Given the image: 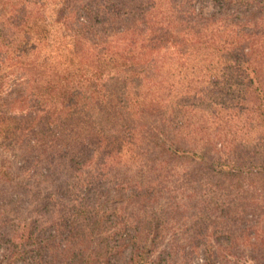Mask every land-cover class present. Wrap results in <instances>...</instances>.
<instances>
[{"label": "trees", "instance_id": "trees-1", "mask_svg": "<svg viewBox=\"0 0 264 264\" xmlns=\"http://www.w3.org/2000/svg\"><path fill=\"white\" fill-rule=\"evenodd\" d=\"M73 2L62 23L90 70L30 53L36 40L20 38L29 15L13 9L0 23V147L22 160L15 171L0 164L5 264L28 255L25 264H189L199 253L202 264H264V24L250 20L264 0ZM188 69L202 73L199 101L174 93ZM87 166L83 196L72 197L79 179L60 173ZM37 174L53 184L50 196L32 184Z\"/></svg>", "mask_w": 264, "mask_h": 264}, {"label": "rangeland", "instance_id": "rangeland-1", "mask_svg": "<svg viewBox=\"0 0 264 264\" xmlns=\"http://www.w3.org/2000/svg\"><path fill=\"white\" fill-rule=\"evenodd\" d=\"M21 1H25L26 8L24 9V12H22V9L19 8L21 5ZM69 2H73V0H71V1H69V0H4V1L0 0V23L6 21L7 18H11V19L14 18V15L16 13L11 12V11H13V9H17L18 10L17 13H19V15H25V16L29 15L30 19L28 20V23L23 24L26 33H23L20 36V38L23 39V37L30 36L32 38V41L36 40L35 42H32V44H31V50L33 47H34V50L31 51L30 53H34L35 55L38 53L41 60L43 58H46L47 65H51V67H55L57 65L60 67H68L71 70H75L77 68L78 69L86 68V69L90 70V68H92V66H91V64L88 65L89 64L88 60H84L79 55H76L74 53L73 33L68 28H66L65 25L62 23V18H63L62 17V11H63V9H61V8H62L63 3H66L65 5H63V6H66ZM6 3H10L13 6L9 4L7 6L9 8L5 11V14H3L4 12H2V7H4V5ZM16 3H20V4H18V6H15ZM198 3L200 6H202V8H204V6L200 2H198ZM74 5L75 4L73 2V6ZM204 9H205V11H211L212 10L210 5H207ZM258 17H264V10L257 9L254 18L250 19V20H252L251 23L253 24L254 22H259V23L264 24L263 20L257 19ZM11 22H13V20ZM257 30L258 29H255V31H257ZM209 57L207 59H209ZM41 60H38V64H40ZM201 75H202V73H200L198 70L195 71L193 69H188L186 71L180 72L178 74L177 78L174 79V82H175L174 85H176L177 89H179V92H176V91L174 92L175 95H178V97H180V95H182L184 91H187V92L191 93L193 95V97H195V95L197 94L198 96H197V98L196 97L195 98L197 101H199L198 99L202 98L203 94H199L197 92V89L201 88L202 86L200 87L199 82H197L196 80L197 79L201 80V78H200ZM19 76H20V73H14V75L11 76V79H13L14 77H19ZM107 79L111 82L113 81V79H110V77H104L101 82L104 83L105 81H107ZM141 82H143V81H141ZM189 85H191L190 88H189ZM146 88H147V82L146 81H144V83L141 87L137 88V91H138L140 98H142L143 91ZM109 91L110 90L105 89L104 92L99 93V94L104 99L110 95V94H108ZM168 91H169V89L167 87L166 89H162L156 93H153L152 95H158V94L163 95V93L167 94ZM193 92H195V94ZM165 98H166V96H165ZM172 99H173V97L172 98H166L165 99L166 104H168ZM193 102H194L193 98H188L187 105L191 107ZM179 103L182 106L185 105V104H183L184 103L183 101H179ZM181 109L182 108H180V107L178 108V111L181 114L192 113L190 115L191 116L190 120L192 122L194 120H196V116L192 112V110H189L187 108L186 111L183 112ZM16 114H18V113H16ZM147 121L149 123H153V122H155V119L154 118H147ZM191 125H193V124H191ZM190 137L191 136H187V138L183 137L184 142L187 143L185 146H187L188 149L192 148V146H189V145H193L192 142H189ZM195 140H197V139H195ZM12 148L15 149V147H13V146L10 147L9 145H7L6 148L0 147V164H3L2 161H3V159H5V160H7V162H10L12 165L10 167H5V169L8 171H15L16 166L18 164V161L22 162V160L20 158L13 156V154H15V153L19 156L20 155L19 151L15 150V153H14ZM223 152H225V151H223ZM222 155H224V154L222 153ZM19 157H21V156H19ZM224 157H226V155ZM43 161H44V159L40 160L38 167H41L44 165ZM125 163L126 162L121 163L119 165H116L114 168L113 174L110 175V177H118L119 178L120 175L123 173V171L126 169V167H124ZM182 163L188 164L187 161L176 160V162H174V165L176 164L175 168L176 169L180 168L181 167L180 165ZM101 169L102 170L105 169L104 165H103V168H101ZM93 171H94V166H87V167H85L84 171L81 172L80 175H78L79 177L76 176L74 178V176L72 174H70V175L68 174V177H67V173H60L59 179L63 180V181H67V182H68V180L72 181V182H76V179H79L80 185L76 189L73 190V192H72L73 196L72 197H82L84 185L82 184V181L80 179L86 180L87 177L89 178L90 175H92ZM23 177H24V175H20L19 179H21ZM32 184L34 186H38V187L42 188V192H41L42 194H46L47 196H50V194L52 192V187H53L52 186L53 184L51 183L50 179H47L45 177H41L40 174H37V175L33 176ZM173 184H175V183L173 182ZM183 186L187 187L188 192H192L194 190V185L183 184ZM69 194H70V192H67L65 194L66 195L65 197H70ZM42 197L44 198V196H42ZM54 197H56L55 199L59 198L58 195H55ZM54 197H52V198H54ZM62 197H64V196H62ZM163 197L165 198V196H163ZM164 198H162L160 200V202H163ZM63 202L69 203L68 200H65ZM160 202L154 203V205L151 209H157L158 210V209L162 208V205ZM55 212H57V211H55ZM55 212H53V213H55ZM257 218L260 220V224H259L260 230L264 233V213L258 214ZM13 223L16 224L15 219L13 220ZM47 225L49 226V224H47ZM5 250H6V248L4 246H0V264H5L7 262V258L3 257V251H5ZM28 256L26 257L27 259L25 257H22L21 259H23L24 261L19 260L17 264H25L26 261H29ZM203 259H204L203 255L201 253H199L196 257H194L193 259H190L189 264H202ZM245 259H246V264L252 263L249 259H247V258H245Z\"/></svg>", "mask_w": 264, "mask_h": 264}]
</instances>
